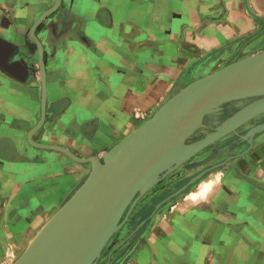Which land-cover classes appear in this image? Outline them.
I'll return each instance as SVG.
<instances>
[{
    "label": "crops",
    "instance_id": "1",
    "mask_svg": "<svg viewBox=\"0 0 264 264\" xmlns=\"http://www.w3.org/2000/svg\"><path fill=\"white\" fill-rule=\"evenodd\" d=\"M56 2L0 0V38L15 49L0 46L1 63L19 77L27 71L18 60L29 70L26 82L0 70V264L19 259L100 165L74 158L103 165L189 61L264 29V0H61L35 32L46 73L42 121L30 32ZM186 41L200 50L184 49ZM218 162L128 264H264V135ZM185 173L172 182L195 171ZM211 180L205 196L190 198Z\"/></svg>",
    "mask_w": 264,
    "mask_h": 264
},
{
    "label": "water",
    "instance_id": "2",
    "mask_svg": "<svg viewBox=\"0 0 264 264\" xmlns=\"http://www.w3.org/2000/svg\"><path fill=\"white\" fill-rule=\"evenodd\" d=\"M60 2L61 0H57L54 8L42 16L30 32L40 55L42 121L46 112V73L44 50L35 32L49 15L58 10ZM5 45L12 51L15 50L11 43L0 38V46L5 48ZM14 55L7 54L6 60ZM16 64L26 69L24 77L13 75L6 70L0 57L1 71L26 82L29 77L28 68L21 60ZM254 97L262 99L242 109L219 131L200 143L189 149L185 147L184 154L177 157L180 159L174 158L173 149L180 141L183 145L185 139L193 132L184 131V125L192 115H198V119L202 121L211 108L226 100ZM260 110L264 111V53L227 65L181 89L170 97L152 118L104 157L107 174L90 175L84 186L13 264H95L130 204L153 179L171 165L219 141ZM256 130H264V126ZM29 142L35 144L32 134L29 136ZM74 160L79 163L99 162L97 158Z\"/></svg>",
    "mask_w": 264,
    "mask_h": 264
},
{
    "label": "rangeland",
    "instance_id": "3",
    "mask_svg": "<svg viewBox=\"0 0 264 264\" xmlns=\"http://www.w3.org/2000/svg\"><path fill=\"white\" fill-rule=\"evenodd\" d=\"M192 1L193 3L195 2L203 5L208 4L210 0ZM260 37L262 38L260 39ZM199 46L200 45L194 42L186 41L183 48L199 51ZM261 53H264V29L254 35L248 36L246 39L226 44L215 52L203 55L201 59L192 62L189 61L183 68V72L178 74L179 76L173 80H168L167 93L160 102L156 103V106L150 111L136 116L138 120L136 127L142 126L146 121L152 118L166 100L176 94L179 89L185 88L191 80L194 81L201 76L208 75L209 72H215L241 59ZM261 99L262 97L239 100L231 99L214 106L203 116L202 121L200 120L198 122V127H194V129H196L189 132L191 133L193 131L185 139L182 146L189 149L191 146L200 143L209 135L219 131L227 121L238 114L242 109ZM234 103H236V108L240 110L224 114L226 109ZM212 116H217V119L208 123L207 119ZM262 126H264V111L260 110L255 115L249 116L240 126L230 132V134L220 139L218 144L221 145L217 146V143H214L215 145L212 144L199 150L185 160L173 164L161 172L130 204L120 220L117 230L107 243L101 255L97 258L95 264L130 263L132 258L137 255L144 245L153 242L152 238L157 239L158 225L165 214L172 212L174 205L179 200L190 195V193L206 179L209 174L208 170H210V166L225 157L230 150L236 151L244 145L251 149L254 140L264 135V130H256ZM224 146L227 148L222 149ZM218 163L217 169L219 165L223 167L221 162ZM226 163L229 164V162ZM177 170H186L184 175L193 171H195V173L193 175L189 174L173 183L175 178L171 175ZM69 193H71V189ZM60 201L61 200H56L55 202V204H58V207L62 204ZM40 206L41 204L38 200L34 201L31 212L37 210ZM17 259L18 258L7 260L6 264H13ZM171 263L174 264V261L172 260Z\"/></svg>",
    "mask_w": 264,
    "mask_h": 264
},
{
    "label": "bare ground",
    "instance_id": "4",
    "mask_svg": "<svg viewBox=\"0 0 264 264\" xmlns=\"http://www.w3.org/2000/svg\"><path fill=\"white\" fill-rule=\"evenodd\" d=\"M200 121V119H198V115H192V118L188 121V123H186L185 125H184V131H185V133H189L191 130H193L194 129V127H198V122ZM189 125H191V126H189ZM197 125V126H196ZM138 129V128H137ZM136 129V130H137ZM136 130H134L133 132H135ZM133 132H131V133H133ZM184 135V134H183ZM183 137V136H182ZM127 138V137H126ZM180 141V140H179ZM185 148L182 146V141H180L179 143H178V145H177V147H175L174 149H173V151H172V155H174V158L175 159H180V158H177L178 156H180V155H182V154H184V152H185ZM97 165H99L97 168H95V169H93V173L92 174H94V173H98V174H100V175H102V176H104L105 174H107V170H106V167H105V162H104V164L103 165H101V162L99 161V162H97L96 163ZM105 167V168H104ZM92 174H90V175H92ZM216 179V178H215ZM221 180V179H220ZM214 183H215V181H209V182H204L201 186H200V188L197 190V191H195L191 196H190V198L191 199H193L194 201H197V200H199L202 196H205L211 189H212V187H213V185H214Z\"/></svg>",
    "mask_w": 264,
    "mask_h": 264
},
{
    "label": "flooded vegetation",
    "instance_id": "5",
    "mask_svg": "<svg viewBox=\"0 0 264 264\" xmlns=\"http://www.w3.org/2000/svg\"><path fill=\"white\" fill-rule=\"evenodd\" d=\"M227 107H228V106H227ZM237 110H240V109H239V108H236V103H234V104L230 105L228 109H226V111L224 112V114H228V113H230L231 111L236 112ZM216 119H217V116H212V117L208 118L207 121H208V123H209V122H212V121H214V120H216ZM220 145H221V144H220ZM218 146H219V145H218ZM224 148H227V147L224 146L222 149H224ZM222 149H221V150H222Z\"/></svg>",
    "mask_w": 264,
    "mask_h": 264
}]
</instances>
